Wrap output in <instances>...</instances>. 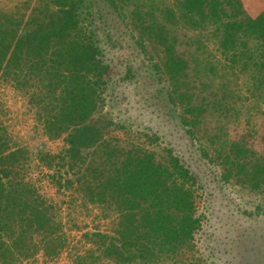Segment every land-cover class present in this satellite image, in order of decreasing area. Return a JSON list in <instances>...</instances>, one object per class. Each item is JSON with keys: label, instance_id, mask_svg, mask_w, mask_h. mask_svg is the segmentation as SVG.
<instances>
[{"label": "trees", "instance_id": "trees-1", "mask_svg": "<svg viewBox=\"0 0 264 264\" xmlns=\"http://www.w3.org/2000/svg\"><path fill=\"white\" fill-rule=\"evenodd\" d=\"M21 2L22 13L0 10V82L25 99L32 129L67 146L62 156L35 148L36 160L78 184L82 204L117 215L112 236L96 235L105 257L193 264L205 222L217 264H264V10L251 15L242 0ZM134 105L153 127L135 124L145 114ZM2 127L0 264L38 248L56 256L62 240L26 176L29 150H12Z\"/></svg>", "mask_w": 264, "mask_h": 264}, {"label": "rangeland", "instance_id": "rangeland-1", "mask_svg": "<svg viewBox=\"0 0 264 264\" xmlns=\"http://www.w3.org/2000/svg\"><path fill=\"white\" fill-rule=\"evenodd\" d=\"M23 0H0V10H9L13 12L17 7L22 13L25 9L21 7ZM243 1V0H242ZM245 7L256 13L257 8H264V2L260 4L258 0H244ZM259 9V10H260ZM131 46L132 43H129ZM136 63V61H135ZM134 63V64H135ZM144 91L138 89L140 97ZM134 93H130V98ZM136 100L130 101V105ZM143 102V100H141ZM145 117L134 120L137 126L144 128L153 127L156 118L150 112H144L143 108L134 105ZM127 112L124 116H129ZM137 117V116H136ZM0 119L3 127L6 128L11 138L10 147L12 150L19 148H28L31 161L28 163L29 171L27 178L37 189L41 200L45 201V207L50 215V219L55 221L58 228L56 233L62 240V246L56 256H45L42 248L31 257L20 261L17 264H126L115 263L104 255V248L98 244L97 234L112 236L116 214H101L100 208L90 203H84L79 196L81 195L74 189L78 186L70 178L59 177L55 174V168H48L40 164L34 155V149H43L50 154H61L67 147L64 140L57 139L50 141L42 136L41 130L32 129L35 125L34 116L26 107L25 99L9 86L0 82ZM62 156V154L60 155ZM58 162V161H57ZM36 165H39L36 166ZM238 202L237 194L232 197ZM236 202V200H235ZM203 204H200L198 214H203ZM207 224L203 222L201 231L196 235V246L198 256L193 264H217L213 257H208L205 245V235L207 233ZM30 234V232H29ZM34 242H38L33 237ZM175 260H167L161 264H176ZM222 264L221 262H219Z\"/></svg>", "mask_w": 264, "mask_h": 264}, {"label": "crops", "instance_id": "crops-1", "mask_svg": "<svg viewBox=\"0 0 264 264\" xmlns=\"http://www.w3.org/2000/svg\"><path fill=\"white\" fill-rule=\"evenodd\" d=\"M258 1L260 2V4H262V3L264 2V0H258ZM243 3H244V0H243ZM244 6H245V5H244ZM245 8H246V7H245ZM246 9H247V8H246ZM255 9H256V11H257L256 13L251 12L250 9H248L247 11H248L251 15H256L258 12L264 10V8H261V9L259 8V9H260V10H259V9L257 8V6H256Z\"/></svg>", "mask_w": 264, "mask_h": 264}]
</instances>
